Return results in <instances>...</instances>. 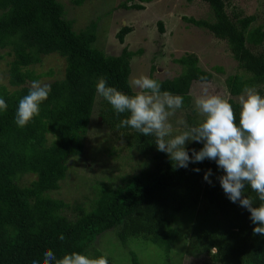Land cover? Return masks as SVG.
Returning <instances> with one entry per match:
<instances>
[{
	"label": "trees",
	"instance_id": "trees-1",
	"mask_svg": "<svg viewBox=\"0 0 264 264\" xmlns=\"http://www.w3.org/2000/svg\"><path fill=\"white\" fill-rule=\"evenodd\" d=\"M82 1L73 0L72 4L78 6ZM152 1L125 0L117 7L140 11ZM200 1L208 6L212 21L184 17L182 20L226 42L238 72L227 76L224 84L239 126L240 106L232 98L239 96L245 86H255L264 97V29L249 27L252 16L236 18L232 23L224 11L229 0ZM63 14L57 0H0V51L5 50L11 58L6 69L7 86L0 84V98L7 103V110H0V264H32L34 259L42 264L46 250L53 251L57 259L73 252L83 254L97 236L110 230H114L121 247L128 240H144L159 248L164 264H169L172 244L180 237L177 222L170 214L194 211L200 201H205L221 217V232L211 253L214 261L264 264V236L253 234L258 225L252 224L250 213L224 194L217 179L224 173L216 163L205 160L190 163L187 169L176 168L165 153L157 151L154 136L139 134L130 127L117 128L129 114L118 116L97 95L95 85L101 77L106 79L107 86L135 95L128 84L129 61L142 51L122 47L117 55H107L94 47V22L74 31L72 22L65 20ZM156 27L159 33L163 32L160 21ZM131 31V27L122 26L114 39L122 45ZM257 47L263 50L252 52ZM48 55L63 60L62 77L50 82L51 92L41 103L39 115L25 127H19L15 123L19 101L30 89L24 85L41 76L34 74L32 67L40 57ZM173 62L182 67L178 76L163 80L148 77L160 82L161 91L182 96V109L192 113L190 85L207 82L210 74L197 67L193 54H184ZM153 70L151 66L149 73ZM97 96L100 123L110 133L124 138L127 147L152 165L121 180L116 187L93 183L95 193L89 210L76 207L74 218L69 219L62 214L68 206L50 198L48 193L58 188L66 163L84 153L83 141ZM202 146L192 142L186 147L191 156V149L199 151ZM196 168L199 173L193 171ZM209 169L211 185L203 179ZM24 175L33 179L21 186L17 181ZM245 196L252 197L254 207L261 203L248 186ZM61 234L63 241L59 239ZM94 256L102 255L95 252ZM128 256L130 264H138L133 252L128 251Z\"/></svg>",
	"mask_w": 264,
	"mask_h": 264
},
{
	"label": "rangeland",
	"instance_id": "rangeland-1",
	"mask_svg": "<svg viewBox=\"0 0 264 264\" xmlns=\"http://www.w3.org/2000/svg\"><path fill=\"white\" fill-rule=\"evenodd\" d=\"M63 7V18L72 22L74 31L82 30L89 22L96 24L94 47L107 55L115 56L122 47L129 51H142L140 56H132L129 61L128 84L141 74L157 79H171L182 72V67L173 62L184 54H193L197 67L210 74L207 82H193L188 96L190 109L177 110L172 118L183 116L187 123L196 126L203 121L195 107V100L203 94L205 88L213 95L224 99L230 96L226 92L224 81L227 76L237 73L226 42L214 38L208 31L194 27L182 18L212 21L208 6L200 0H154L144 5V9L127 10L118 8L125 0H84L80 5L72 4L73 0H57ZM129 3H127L128 5ZM224 11L232 23L235 19L252 16L249 27L261 26L264 29V0H229ZM160 21L163 32L157 31L156 22ZM122 26L131 27V32L119 45L114 34ZM259 53L263 47L252 48ZM0 51V84L7 86L6 69L11 60ZM64 62L56 55L40 57L39 63L32 67L34 74L41 75L36 81L50 84L59 80L63 74ZM153 67L152 73L149 68ZM218 69V70H216ZM47 73H51L47 75ZM31 82L24 86L30 88ZM9 88V87H8ZM132 92L138 91L130 86ZM261 89H263L261 87ZM232 99L239 104V97ZM99 97L95 98L92 116L84 137V153L66 163L64 178L58 188L48 193L49 197L61 200L68 207L62 214L73 219L76 207L89 210V202L94 199L93 183L109 184L116 187L121 180H127L139 171L151 167L146 158L132 148L127 147L124 138L107 131L97 117ZM240 106V104H239ZM192 143V142H190ZM190 143H187L186 146ZM33 177L24 175L18 179L21 186L27 185ZM98 184H96L97 186ZM176 220L180 237L176 238L170 249L169 264H221L211 258L213 244L221 232V217L205 201H200L194 211L171 213ZM207 248L210 250L208 251ZM128 251L133 252L138 264H164L159 248L141 240H128L124 247L115 239L114 230L106 231L96 237L82 255L96 258L95 252L108 258L109 264H130Z\"/></svg>",
	"mask_w": 264,
	"mask_h": 264
},
{
	"label": "clouds",
	"instance_id": "clouds-1",
	"mask_svg": "<svg viewBox=\"0 0 264 264\" xmlns=\"http://www.w3.org/2000/svg\"><path fill=\"white\" fill-rule=\"evenodd\" d=\"M130 86L137 89L135 95H127L115 87L107 86L105 78L98 79L95 90L99 97L106 100L119 116L128 113L117 128L130 127L139 134L155 137L157 151L165 153L176 168L187 169L190 163L205 160L214 161L223 175L217 177L224 194L230 202L238 203L250 213L254 235L264 236V97L255 86H245L239 97V126L232 104L220 95L210 94L207 88L196 98L195 107L203 121L191 126L183 118L176 116L183 107L184 98L161 91V84L155 79L141 74L134 77ZM51 92L49 84L32 81L27 95L18 105L15 123L25 127L35 116L39 115L40 105L48 99ZM0 110H7V103L0 98ZM201 143L197 151L187 143ZM193 171L199 173L200 169ZM211 169L204 174V181L212 184ZM246 186L257 194L261 203L253 206V199L245 196ZM63 241V234L59 236ZM109 264L104 255L89 258L76 252L57 259L53 251L43 253L42 264ZM32 264H41L34 259Z\"/></svg>",
	"mask_w": 264,
	"mask_h": 264
}]
</instances>
